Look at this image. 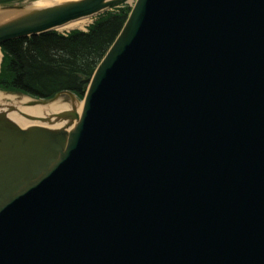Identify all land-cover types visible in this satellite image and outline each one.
<instances>
[{
    "label": "water",
    "instance_id": "obj_1",
    "mask_svg": "<svg viewBox=\"0 0 264 264\" xmlns=\"http://www.w3.org/2000/svg\"><path fill=\"white\" fill-rule=\"evenodd\" d=\"M121 1L0 5V44ZM64 97L0 112V264H264V0H135Z\"/></svg>",
    "mask_w": 264,
    "mask_h": 264
},
{
    "label": "trees",
    "instance_id": "obj_2",
    "mask_svg": "<svg viewBox=\"0 0 264 264\" xmlns=\"http://www.w3.org/2000/svg\"><path fill=\"white\" fill-rule=\"evenodd\" d=\"M24 0H0L23 3ZM129 7L100 16L86 32H49L1 45L0 90L45 100L63 91L84 96L97 65L122 29Z\"/></svg>",
    "mask_w": 264,
    "mask_h": 264
},
{
    "label": "bare ground",
    "instance_id": "obj_3",
    "mask_svg": "<svg viewBox=\"0 0 264 264\" xmlns=\"http://www.w3.org/2000/svg\"><path fill=\"white\" fill-rule=\"evenodd\" d=\"M62 1L64 0H41L33 5H35L36 7H45L48 5L52 6L53 4H57ZM87 20H88L87 18H83L69 22L68 24L59 28L58 31L66 32L70 30H78L84 32L83 30H85V28L82 27L84 26ZM2 56H3V52L0 45V62ZM15 95H17L18 97H14V95L0 90V112H5L6 119L11 121L21 129H27L30 127H45L50 130L60 129L62 128L63 123L56 122L55 118L52 115L63 111H70L71 109L70 104L65 102L62 98L57 100L56 102H53L52 104H49L47 107H44L42 105L31 106L28 104V102H31L32 100H30L29 98H24L18 94ZM8 106H13L14 108H16L18 113L16 111L6 112L5 108ZM82 108H83V102L79 103L76 106L75 111L78 115H81ZM19 114L26 115L34 120H27L22 116H20ZM38 119L44 121L39 122ZM71 128H73V125ZM12 194L14 195V192Z\"/></svg>",
    "mask_w": 264,
    "mask_h": 264
},
{
    "label": "rangeland",
    "instance_id": "obj_4",
    "mask_svg": "<svg viewBox=\"0 0 264 264\" xmlns=\"http://www.w3.org/2000/svg\"><path fill=\"white\" fill-rule=\"evenodd\" d=\"M41 1V0H40ZM132 1H134V0H126V2H125V4H127V5H131L132 4ZM37 2H39L38 0H25L24 2H23V5H26V6H28V5H33V4H35V3H37ZM15 5H17V4H20V3H14ZM92 22H94V20H93V18H92V20H90V21H86V23L84 24V26L82 27V28H85L88 24H90V23H92ZM59 33H65L64 31H58ZM12 95H14V97H18L17 95H15V94H12ZM68 98V97H67ZM66 97H64L63 98V100L66 102V100H68ZM77 101V100H76ZM78 102V101H77ZM82 101H79L78 103H81Z\"/></svg>",
    "mask_w": 264,
    "mask_h": 264
}]
</instances>
